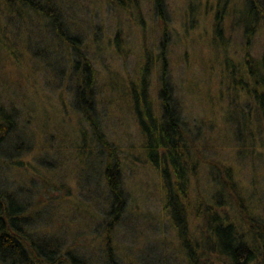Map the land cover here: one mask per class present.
I'll use <instances>...</instances> for the list:
<instances>
[{"label":"rangeland","instance_id":"374dc122","mask_svg":"<svg viewBox=\"0 0 264 264\" xmlns=\"http://www.w3.org/2000/svg\"><path fill=\"white\" fill-rule=\"evenodd\" d=\"M38 1L56 7L95 69V112L122 162L127 197L109 237L118 264H187L134 105L142 91L160 115L162 71L195 163L190 198L212 203L220 197L213 171L227 168L264 220V111L255 96L264 86V15L256 20L248 0H161L163 24L155 0H139L129 12L105 0ZM2 7L0 105L17 126L0 147V187L26 205L33 238L57 246L68 261L74 255L86 264H109L103 234L107 150L76 104L64 55L73 48L33 11ZM192 225L197 233L204 230L203 219Z\"/></svg>","mask_w":264,"mask_h":264},{"label":"trees","instance_id":"16d2710c","mask_svg":"<svg viewBox=\"0 0 264 264\" xmlns=\"http://www.w3.org/2000/svg\"><path fill=\"white\" fill-rule=\"evenodd\" d=\"M105 1L124 12H129L130 6H136L139 2ZM247 2L250 12L257 13L256 20L264 15V7L259 0ZM3 5L19 10L17 12L20 14L33 11L49 23L62 43L73 48V51L65 48L64 55L70 72L74 75L75 101L83 118L91 126L93 137L103 150H107L103 175L109 194V208L106 212L108 219L103 225L104 250L105 260L109 264H118L113 258L109 237L126 210L127 197L122 185V162L99 128L95 112V69L90 58L76 43L75 37L70 36L64 28L60 14L53 4L38 0H0V7ZM154 6L164 24L161 0H155ZM245 27L246 35L250 37L252 25ZM1 32L0 29V49L6 45L3 41L5 36ZM252 67H249L251 78L256 75ZM162 72L160 115L151 110L142 91L140 97H134V105L144 138L143 148L161 177L164 211L174 226L186 263L264 264V220L254 213V206L234 186L227 168L213 171L214 182L218 186L217 195L220 197L215 198L212 203L190 198L188 180L194 174L195 163L191 162L187 131L176 113L165 72ZM261 86L262 92L257 89L255 96L257 101H261L259 104L264 111V86ZM16 126L15 115L0 105V147ZM80 148L84 150L85 146L81 144ZM28 216L26 205L13 193L0 187V261L9 264H86L74 255H71L72 261H68L65 255L58 253L57 246L50 247L47 241L33 238L27 231ZM195 219L204 220L202 233L200 228L197 233V226L192 225Z\"/></svg>","mask_w":264,"mask_h":264}]
</instances>
